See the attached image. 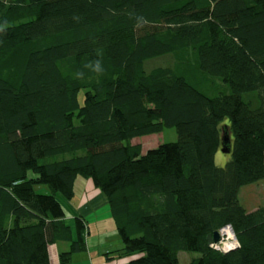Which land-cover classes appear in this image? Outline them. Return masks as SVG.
Wrapping results in <instances>:
<instances>
[{
    "label": "trees",
    "instance_id": "16d2710c",
    "mask_svg": "<svg viewBox=\"0 0 264 264\" xmlns=\"http://www.w3.org/2000/svg\"><path fill=\"white\" fill-rule=\"evenodd\" d=\"M257 115L264 0H0V264L84 249V218L73 240L58 199L78 177L105 196L128 264H264V205L238 198L264 180V127L214 161L221 127ZM170 128L174 157L133 142ZM227 226L239 253L207 245Z\"/></svg>",
    "mask_w": 264,
    "mask_h": 264
},
{
    "label": "crops",
    "instance_id": "0c3cea01",
    "mask_svg": "<svg viewBox=\"0 0 264 264\" xmlns=\"http://www.w3.org/2000/svg\"><path fill=\"white\" fill-rule=\"evenodd\" d=\"M166 154L168 157H174L177 155V149L174 152L166 150ZM84 183L81 182L78 186L75 180L74 197L71 200L58 198L64 208V222L71 229L72 239H76L74 226L76 217L84 218L88 228L84 249L71 255L68 264H128L127 258L120 253L122 244L111 219L105 196L89 182H86L85 186ZM35 191L41 194L47 192L40 186L36 187ZM243 195L249 197L242 198ZM238 198L247 212L264 205V180L240 188ZM68 246L69 243L62 241L50 245L48 248L50 264H58L59 255L67 251Z\"/></svg>",
    "mask_w": 264,
    "mask_h": 264
},
{
    "label": "rangeland",
    "instance_id": "374dc122",
    "mask_svg": "<svg viewBox=\"0 0 264 264\" xmlns=\"http://www.w3.org/2000/svg\"><path fill=\"white\" fill-rule=\"evenodd\" d=\"M14 1L16 0H2V2L5 3V5L13 3ZM172 60H173L172 57H164V58H160V59L152 60L148 62L147 66L154 67L156 65L170 63L172 62ZM85 91L86 90H82L78 95V101L80 104L83 101V96H84ZM228 126H229V131H230L232 142L234 143L236 141L239 144H241L244 139L250 138L254 133L259 132L264 127V115L257 116L251 119L248 118V119H245L239 122L229 124ZM133 142L140 143L144 150L155 148L158 144H162L164 145L165 150H167V152H174L176 150V132L173 128L165 129L161 131V133H158L155 135L138 137ZM229 158H230V155H223L220 152H218L214 157V161L217 166L222 167L224 163L227 161V159ZM32 165H33L32 163H26V164H23V168H25L26 170H29L32 167ZM76 182H78V186H79V183L81 182L83 183L85 182L84 186L86 185V182H89V184L92 185L90 179L84 178V177H78L76 179ZM40 187L47 189L46 186H40ZM257 191H258L257 193H259V190ZM243 196L244 197L242 198L249 197L248 195H243ZM87 233H88V228H87ZM87 233L85 234V240L87 237L86 236ZM226 240H227L226 236L221 234L220 241L225 242ZM197 257L198 255L195 253H185V252L179 253L178 255L179 264H189L193 259Z\"/></svg>",
    "mask_w": 264,
    "mask_h": 264
},
{
    "label": "water",
    "instance_id": "95a60500",
    "mask_svg": "<svg viewBox=\"0 0 264 264\" xmlns=\"http://www.w3.org/2000/svg\"><path fill=\"white\" fill-rule=\"evenodd\" d=\"M221 143H220V153L223 155H229L232 150V140L231 135L229 131V126L224 124L221 127ZM232 231V230H231ZM233 233V232H232ZM221 233L219 231L213 232L212 234L207 235L206 241L207 245L211 246L214 243H218L219 251L222 253H228L232 252V249H224L223 244L220 242ZM235 238V237H234ZM237 244L236 248H234V252L239 253L241 251L238 242H235Z\"/></svg>",
    "mask_w": 264,
    "mask_h": 264
},
{
    "label": "built area",
    "instance_id": "2783aa9c",
    "mask_svg": "<svg viewBox=\"0 0 264 264\" xmlns=\"http://www.w3.org/2000/svg\"><path fill=\"white\" fill-rule=\"evenodd\" d=\"M196 29H197V24H192V25H191V32H194ZM214 71H215V72H218L219 70H218V69H215ZM225 229H228L229 231H231V228L227 226V227H224L223 229H221L219 232L222 233V231L225 230ZM231 232H232V231H231ZM232 236H233V243H234L235 248H236L237 244L235 243V242H236V239L234 238L233 233H232ZM220 242L223 244V246L225 245V244H224L225 242H223V241H220ZM211 247L214 248L215 250H218V251H219L218 243H214V244H212ZM233 249H234V248H233ZM233 249H232V251H234ZM230 250H231V249H230ZM235 253H236V252H235Z\"/></svg>",
    "mask_w": 264,
    "mask_h": 264
},
{
    "label": "bare ground",
    "instance_id": "6f19581e",
    "mask_svg": "<svg viewBox=\"0 0 264 264\" xmlns=\"http://www.w3.org/2000/svg\"><path fill=\"white\" fill-rule=\"evenodd\" d=\"M224 236H226L227 240L225 241V245H224V249H233L235 248V245L233 243V236H232V232L229 231L228 229H225L222 231V233Z\"/></svg>",
    "mask_w": 264,
    "mask_h": 264
}]
</instances>
